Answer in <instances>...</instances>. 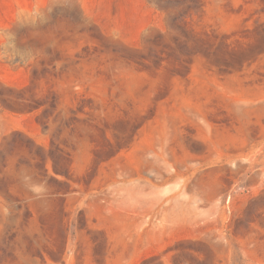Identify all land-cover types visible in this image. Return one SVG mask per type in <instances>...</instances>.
<instances>
[{
  "label": "rangeland",
  "instance_id": "rangeland-1",
  "mask_svg": "<svg viewBox=\"0 0 264 264\" xmlns=\"http://www.w3.org/2000/svg\"><path fill=\"white\" fill-rule=\"evenodd\" d=\"M0 264H264V0H0Z\"/></svg>",
  "mask_w": 264,
  "mask_h": 264
}]
</instances>
